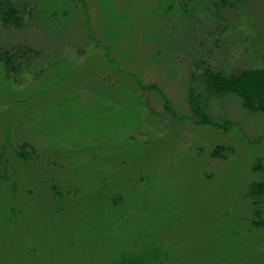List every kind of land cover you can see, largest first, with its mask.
Segmentation results:
<instances>
[{
    "label": "rangeland",
    "instance_id": "1",
    "mask_svg": "<svg viewBox=\"0 0 264 264\" xmlns=\"http://www.w3.org/2000/svg\"><path fill=\"white\" fill-rule=\"evenodd\" d=\"M20 1L0 50L40 56L12 77L0 62V264H264L247 196L264 117L205 95L200 125L188 100L201 59L264 65V0L224 20L193 1Z\"/></svg>",
    "mask_w": 264,
    "mask_h": 264
},
{
    "label": "trees",
    "instance_id": "2",
    "mask_svg": "<svg viewBox=\"0 0 264 264\" xmlns=\"http://www.w3.org/2000/svg\"><path fill=\"white\" fill-rule=\"evenodd\" d=\"M183 12L188 13L191 1L199 3L212 17L224 20L226 13L238 12L244 8L246 0H176ZM20 0H0V28H21L26 14H30ZM224 18V19H223ZM40 56V52L31 46L14 45L10 49L0 50V62L5 74L9 76L19 74L22 60L33 61ZM197 61L196 59L194 62ZM193 62V64H194ZM19 63V64H18ZM193 78L198 82V89L190 91L189 103L194 114L198 115L197 123L212 124L209 114L200 101L204 96H236L247 114H260L264 117V65L261 67H245L237 73H227L216 68L211 62L199 60L193 65ZM229 148L217 146L214 156L226 157ZM7 159L0 151V180H5ZM253 171L258 174L247 191L252 204V219L254 227L264 226V162L258 160ZM118 264H144L140 261L122 260Z\"/></svg>",
    "mask_w": 264,
    "mask_h": 264
}]
</instances>
